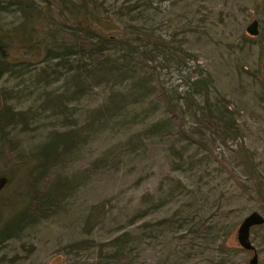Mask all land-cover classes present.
I'll list each match as a JSON object with an SVG mask.
<instances>
[{"label": "rangeland", "instance_id": "obj_1", "mask_svg": "<svg viewBox=\"0 0 264 264\" xmlns=\"http://www.w3.org/2000/svg\"><path fill=\"white\" fill-rule=\"evenodd\" d=\"M95 1L127 37L147 35L165 52L146 66H121L102 88L83 87L85 94L61 102L59 119L35 110L41 98L72 91L74 79L59 68L54 79L49 69L39 75V84L37 63L0 79L1 98L27 118L0 135V175L16 172L51 131L77 127L73 151L36 186L42 192L64 181L65 196L45 205L31 201L24 228L0 245V264H98L93 246L123 232H129L127 258L100 264H249L253 253L240 247L237 229L253 211L264 217V0ZM21 16L15 6L0 7V28H15ZM51 16L70 24L57 9ZM253 20L257 36L246 32ZM198 74L208 83L207 101L187 104L188 81ZM111 94L122 97L118 113L104 102ZM214 101L232 111L238 138L213 140L217 123L199 109ZM197 135H204L202 143ZM240 147L247 152L237 153ZM19 176L16 190L3 188L12 201L0 198V223L25 205L12 198L27 187ZM82 238L94 245L64 253ZM250 239L264 264V224L250 229ZM178 251L191 256L170 260Z\"/></svg>", "mask_w": 264, "mask_h": 264}, {"label": "trees", "instance_id": "obj_2", "mask_svg": "<svg viewBox=\"0 0 264 264\" xmlns=\"http://www.w3.org/2000/svg\"><path fill=\"white\" fill-rule=\"evenodd\" d=\"M4 4L5 6H1L2 0H0V7L15 6L22 16L15 28L10 30L0 28V79L7 74H15L17 69L13 71V67L32 63H37V66L41 65L40 68L38 67L37 73L34 74L37 84L40 83L37 82L39 75L46 73L48 69L46 74L51 73L52 79H54L55 74L59 75L58 68L69 76L66 77L67 79H74L71 83L73 89L70 93L68 90L50 99L45 96L41 98V105L35 109L42 113L48 112V117L53 119L65 117L61 102L72 101L75 97L85 94L90 87L102 88L101 86H105L108 81L107 77L115 70L121 69V66H146L147 62L154 59L151 57L161 58L158 53L165 52L162 50L164 48L159 47H165L161 41L154 42L147 35L141 36V38L127 37L120 27L112 25L107 14L104 12L99 14L98 2L95 0H5ZM54 9L63 14L66 21L70 20V24L56 22L51 16ZM138 47L143 49L139 50ZM113 50L120 51V54L115 56ZM12 53L16 54L12 55ZM170 55L173 54L170 53ZM21 56L26 58L21 59ZM96 72L102 78L99 81H96L98 80L96 77H99ZM122 73L124 80H129L130 77L126 72L123 71ZM46 74L44 76H47ZM63 81H65L64 78ZM139 81L142 82L143 79H139ZM203 86H208V83L205 78H201V74L188 81L187 89L191 91L187 92V96H185L187 104H191L192 99L196 97L202 101L207 98L208 88ZM83 87L89 88L84 90ZM117 95L111 94L104 99V102L114 104L115 113L121 110L118 105L121 103L122 97ZM162 95L165 109L173 113L170 99L165 95V92H162ZM199 112L204 117L211 115L215 119L218 129H216L217 135L212 136L214 141L219 139L225 143L241 135V129L233 120L232 111L227 105L221 106L217 101H214V103L211 102V104L201 107ZM25 113L20 110L16 111L7 99L1 98L0 95L1 138L8 135L11 127L16 128L25 123L27 120L24 116ZM58 123L60 122L58 121ZM61 127L66 130L51 131L43 144L16 164V172L13 170L2 172V175L8 178L5 187L15 186L14 190H16L18 186L14 182L16 176L19 175L18 182L25 183L27 187L24 192L19 194L21 196L15 197L13 195L12 197L16 202H25V205L0 223V245L8 239L14 238L15 234L24 228L22 222L27 216L31 201L35 200L41 205H45L49 199L59 198L60 195L65 196L62 191H66L67 183L61 180H56L51 189L47 191L38 192L36 189L37 184L46 179L50 169L60 163L75 148L73 138L76 136V132L73 128L77 127L74 125L71 128L65 125H61ZM197 136L198 143H202L204 135ZM242 152H247L245 147H240L237 150V153ZM253 170L252 165H249L251 174ZM2 192L3 189L0 191V198L6 204L9 196L3 197ZM128 235L129 232H123L106 242L96 243L93 247L95 248L97 263L100 264L103 258L114 263L127 258L128 243L130 242ZM92 245H94L93 240L82 238L67 245L69 250L64 253L83 251ZM181 253V251L172 252L169 255L170 260L175 262L191 256L190 252L188 254ZM71 262L69 260L66 264H75V262Z\"/></svg>", "mask_w": 264, "mask_h": 264}, {"label": "water", "instance_id": "obj_3", "mask_svg": "<svg viewBox=\"0 0 264 264\" xmlns=\"http://www.w3.org/2000/svg\"><path fill=\"white\" fill-rule=\"evenodd\" d=\"M258 22L257 20H253L246 27V32L251 36L258 35ZM8 183V178L4 175H0V191L6 186ZM264 224V217L257 211H253L249 213L247 216L243 218L240 222L237 229V241L241 248L252 251V256L249 259V264H258V256L255 250V247L250 239V229L254 226H260Z\"/></svg>", "mask_w": 264, "mask_h": 264}]
</instances>
